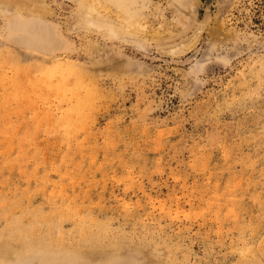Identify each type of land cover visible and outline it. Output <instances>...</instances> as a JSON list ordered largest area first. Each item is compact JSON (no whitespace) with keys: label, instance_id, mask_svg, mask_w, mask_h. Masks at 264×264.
I'll return each instance as SVG.
<instances>
[{"label":"rangeland","instance_id":"1","mask_svg":"<svg viewBox=\"0 0 264 264\" xmlns=\"http://www.w3.org/2000/svg\"><path fill=\"white\" fill-rule=\"evenodd\" d=\"M0 264H264V0H0Z\"/></svg>","mask_w":264,"mask_h":264},{"label":"bare ground","instance_id":"2","mask_svg":"<svg viewBox=\"0 0 264 264\" xmlns=\"http://www.w3.org/2000/svg\"><path fill=\"white\" fill-rule=\"evenodd\" d=\"M179 19V18H178ZM181 21V20H180Z\"/></svg>","mask_w":264,"mask_h":264}]
</instances>
